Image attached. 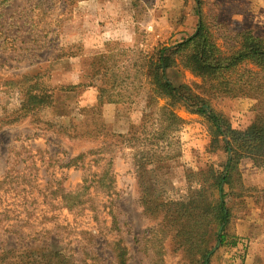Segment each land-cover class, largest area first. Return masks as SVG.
<instances>
[{"label": "rangeland", "instance_id": "374dc122", "mask_svg": "<svg viewBox=\"0 0 264 264\" xmlns=\"http://www.w3.org/2000/svg\"><path fill=\"white\" fill-rule=\"evenodd\" d=\"M200 11L226 54L236 48L237 33L264 37V0H0V264H120L118 242L127 248V264H197L174 232L160 234L157 212L162 201L189 196L196 186L191 172L222 170L227 153L222 141L214 144L211 123L176 105L184 120L180 155L145 170L136 166L139 143L130 147L112 134L136 131L153 113L138 56L191 36ZM116 63L122 69L109 94L123 99L100 114L88 111L96 104L95 85ZM167 75L206 97L233 128L255 120V99L213 90L179 57ZM167 102L158 99L160 106ZM110 159L109 175L99 182ZM246 170H260L258 178L264 173L242 159L239 183L246 186ZM241 184L225 186L227 232L238 244L218 242L209 264H249V243L236 233L249 211ZM84 185V203L70 208L63 190ZM251 186L246 196L264 211V189Z\"/></svg>", "mask_w": 264, "mask_h": 264}, {"label": "trees", "instance_id": "16d2710c", "mask_svg": "<svg viewBox=\"0 0 264 264\" xmlns=\"http://www.w3.org/2000/svg\"><path fill=\"white\" fill-rule=\"evenodd\" d=\"M234 38L236 48L228 54L224 53L213 30L203 21L200 11L199 22L191 36L173 46H160L152 54L139 55L136 65L145 70V76L150 81L148 105L153 113L142 119L136 131L112 134L130 147L139 143L134 146L138 150L136 166L138 170H145L146 164L155 165L180 155L177 132L184 120L176 113V105L185 106L191 112L206 117L211 123L214 144L220 146L222 141L227 153L222 170L208 167L191 172L189 181L196 183V186H190L189 196L186 199L162 201L157 212L162 217L160 234L166 236V233L174 232L178 244L197 264L210 263L218 242L224 245L232 239V246L238 244L237 239H229L227 232L232 212L226 202L225 186L234 190L236 185L241 184L240 161L250 158L257 167H264V37L251 30H244L235 34ZM232 41L233 38L229 41L233 48ZM178 57L185 68L204 81H209L213 90L255 99L256 117L252 124L245 129L233 128L224 115L212 108L206 97L197 94L187 84L175 85L167 71L177 64ZM100 61L102 56L96 60ZM118 69H122L118 64L112 69L108 67L101 78L102 84L95 85L96 104H89L88 111L97 110V114H100V108L105 104H117L123 99L121 96L115 99L109 94L114 88L113 80H117ZM100 72V68H96L94 75L102 76ZM159 98H166L168 102L160 106ZM102 127L105 125L102 124ZM111 159L104 169L107 171L101 173L99 182L109 175ZM241 189L240 195L245 197V192L251 188L242 183ZM87 190L89 186L85 185L74 191L63 190V200L69 201L70 208L78 207L84 203L83 197ZM115 251L118 262L127 264V248L118 242Z\"/></svg>", "mask_w": 264, "mask_h": 264}, {"label": "crops", "instance_id": "0c3cea01", "mask_svg": "<svg viewBox=\"0 0 264 264\" xmlns=\"http://www.w3.org/2000/svg\"><path fill=\"white\" fill-rule=\"evenodd\" d=\"M260 170H246L244 177H249L247 185L257 186L258 190L264 189V173L258 178ZM251 174V175H250ZM250 175V176H249ZM251 186V187H252ZM247 198L248 214L239 219L237 235L242 236L241 240L249 243L246 251V258L249 264H264V211L261 209V202L255 203ZM251 208V209H250ZM247 243V244H248Z\"/></svg>", "mask_w": 264, "mask_h": 264}]
</instances>
